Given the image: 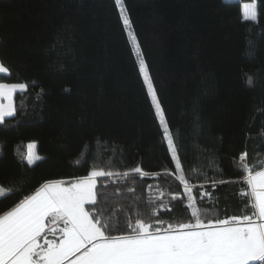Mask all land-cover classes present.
I'll return each instance as SVG.
<instances>
[{
  "label": "trees",
  "instance_id": "16d2710c",
  "mask_svg": "<svg viewBox=\"0 0 264 264\" xmlns=\"http://www.w3.org/2000/svg\"><path fill=\"white\" fill-rule=\"evenodd\" d=\"M248 1L124 0L186 178L231 181L206 185L211 201L198 199L221 217L243 214L239 155L246 151L254 170L264 166V0L255 23L242 20ZM0 61L11 70L0 82L30 85L15 96L17 115L0 125V208L45 179L86 175L93 162L159 173L109 183L108 194L119 188L121 196L105 208L143 210L148 184L182 192L114 0H0ZM31 142L35 165L27 164ZM173 203L164 215L187 218Z\"/></svg>",
  "mask_w": 264,
  "mask_h": 264
},
{
  "label": "snow or ice",
  "instance_id": "6c2138e0",
  "mask_svg": "<svg viewBox=\"0 0 264 264\" xmlns=\"http://www.w3.org/2000/svg\"><path fill=\"white\" fill-rule=\"evenodd\" d=\"M114 4L123 25L131 28L124 0H114ZM241 15L245 22H258L256 0L243 3ZM129 36L137 49L139 71L159 118L163 140L175 164L174 171L168 174L175 175L182 192L165 193L148 184L145 208L141 210L137 205L129 212L123 205L117 209L104 207L113 195L121 196L119 188L108 194L109 183L117 184L130 177L156 179L159 173L140 166L118 172L93 162L86 175L45 179L18 202L0 208V264H264V166L254 170L246 163V151L238 157L247 186L239 193L244 200L243 214L221 217L215 209L201 208L198 199H212L206 185L215 190L217 185L231 181L205 179L197 185L186 178L148 64L134 33L130 31ZM0 75H11L3 61ZM247 83L252 84L251 76ZM29 87L27 82H0V125L17 115L14 98L28 92ZM35 147L34 143L28 145V165L41 159L32 152ZM194 189H198L196 194ZM127 191L136 190L129 187ZM5 195V188L0 186V197ZM141 199L134 197V201ZM175 201L189 210L187 218L164 215L172 213Z\"/></svg>",
  "mask_w": 264,
  "mask_h": 264
},
{
  "label": "rangeland",
  "instance_id": "374dc122",
  "mask_svg": "<svg viewBox=\"0 0 264 264\" xmlns=\"http://www.w3.org/2000/svg\"><path fill=\"white\" fill-rule=\"evenodd\" d=\"M229 1V0H228ZM249 2V1H248ZM257 3V2H256ZM243 4V3H242ZM122 19V18H121ZM125 27V26H124ZM125 30H126V32H127V35H128V38H129V41H130V43H131V46H132V48H133V51H134V54H135V57H136V59H137V62H138V66H139V56H138V54H137V49H136V47L134 46V44L132 43V39H131V37L129 36V32L131 31V32H133V30H132V27L131 28H127V27H125ZM141 76H142V78H143V73H141ZM143 80H144V78H143ZM145 83V82H144ZM145 85H146V87H147V84L145 83ZM150 96V95H149ZM150 98H151V96H150ZM155 108V107H154ZM35 144L36 145V147L32 150V152L34 153V154H36V155H38V153H37V143L36 142H31V143H29V144ZM28 144V145H29ZM28 154H29V148H28Z\"/></svg>",
  "mask_w": 264,
  "mask_h": 264
},
{
  "label": "crops",
  "instance_id": "0c3cea01",
  "mask_svg": "<svg viewBox=\"0 0 264 264\" xmlns=\"http://www.w3.org/2000/svg\"><path fill=\"white\" fill-rule=\"evenodd\" d=\"M14 100H15V98H14ZM7 119V118H6Z\"/></svg>",
  "mask_w": 264,
  "mask_h": 264
}]
</instances>
